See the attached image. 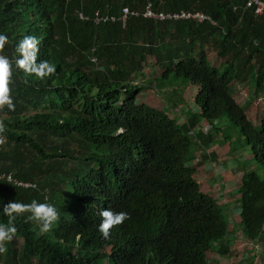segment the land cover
Returning a JSON list of instances; mask_svg holds the SVG:
<instances>
[{"label":"trees","instance_id":"16d2710c","mask_svg":"<svg viewBox=\"0 0 264 264\" xmlns=\"http://www.w3.org/2000/svg\"><path fill=\"white\" fill-rule=\"evenodd\" d=\"M246 1L0 0V33L8 37L0 55L10 61L15 105L0 106V224L8 223L3 206L10 201L36 200L58 212L49 231L28 211L16 215L0 264H210L209 254L227 257L230 218L201 189L197 165H188L218 144L252 155L253 168L235 174L238 226L249 246L264 239V178L256 172L264 167V124L247 118L231 89L245 84L254 99L264 87V12L255 15ZM123 9L136 16L122 25ZM146 9L206 19L160 21L143 17ZM26 35L40 40L35 62L55 66L44 79L15 63ZM149 57L162 71L158 81L196 90L184 120L138 101L145 86L134 81ZM103 209L128 214L107 239L98 231Z\"/></svg>","mask_w":264,"mask_h":264},{"label":"rangeland","instance_id":"374dc122","mask_svg":"<svg viewBox=\"0 0 264 264\" xmlns=\"http://www.w3.org/2000/svg\"><path fill=\"white\" fill-rule=\"evenodd\" d=\"M207 58L212 67L215 68L219 67V63L221 62V59L215 55L213 50H207ZM161 72H162L161 69L154 64L153 58L149 57L143 68V71L139 73L137 79L134 81L135 83L138 84L142 83V85L145 86L144 87L145 90L142 93L138 94V101L140 103H146L149 106H152L159 111L162 110L171 117L177 116V114H179L181 115L180 119L182 120L183 118L184 120L183 114L186 112V110H188V107L190 108L196 90L186 89L184 85H181V84H185L182 82L174 81L169 83V85L163 84L161 81L157 80V78L160 77ZM164 86H171L172 88H176V91L167 90V88L162 89ZM231 89L233 93L232 97L235 103L244 110L247 118L253 122L262 121V125H263L264 124V87L259 90V93L254 97V99L250 97L249 88L245 84L233 83ZM220 121H221V126H223V129L226 128L227 130L229 123L226 117L225 116L221 117ZM230 128H231L230 133L233 135V138L234 140L237 141L236 144L238 145V143H240L239 139H241L239 130L232 126ZM223 129L221 130L223 131ZM203 132H206V129L203 130ZM212 147L213 150H215V153L219 154V159L221 160L220 162L222 163V165H225L224 167H229L227 163L231 162V160L235 158H238V163H241V166H244V164L248 163V161H244L245 155L242 149H235L236 147L234 146V144L230 146V149H234L235 151L230 150L228 144H218ZM210 151L212 150L207 149L204 151V154L205 155L207 153L210 154ZM191 155L192 152L188 151L185 156V160L187 162L190 160ZM215 163L216 160L212 164L213 169L215 172H219V168L215 166ZM236 163L237 162H233L232 165H234L235 167ZM248 164H252V163H248ZM248 167L253 168V165H247V168ZM256 172L261 178H264V167L260 166L256 170ZM201 185H205V184H201ZM217 202L219 205H221V203L218 200ZM220 207L223 209L222 206ZM234 251L236 250L233 248V250L229 252L230 254H234ZM240 252H241L240 250H237V254H239V257L241 254ZM213 256H214L213 254H209L208 258L211 259ZM233 261L235 260L231 258L228 264H232ZM225 262L226 260L223 259L222 263Z\"/></svg>","mask_w":264,"mask_h":264},{"label":"clouds","instance_id":"9594fccd","mask_svg":"<svg viewBox=\"0 0 264 264\" xmlns=\"http://www.w3.org/2000/svg\"><path fill=\"white\" fill-rule=\"evenodd\" d=\"M7 40L8 37L0 33V49L4 47ZM39 44L40 40L37 37L31 35L24 36V38L16 45V52L19 55L15 63L18 68L22 69L26 74H32L36 78L44 79L49 76V74L55 72V66L46 60L41 61L39 64L35 62L38 53L37 46ZM11 75L10 61L8 57L0 55V106H6L10 111L15 108V105L9 95L8 87ZM206 127H208V130L207 132L202 131L204 134H208L210 132L207 124L202 125L201 129L205 130ZM2 130L3 128L0 126V131ZM19 185L23 187H35V185L32 184L20 183ZM25 211L31 213L29 219L34 220L41 225V231H49L58 220L57 209L51 204L38 203L36 200L31 201V203H20L16 201L8 202L3 206V212L8 217V223L0 224V252L5 251L3 242L11 241L16 233V227L13 223L16 215ZM100 215L102 219L98 226V231L105 239L108 238L110 234L109 230L111 228L121 224L128 218V214L126 212L121 211L114 213L110 209H103L100 212Z\"/></svg>","mask_w":264,"mask_h":264},{"label":"crops","instance_id":"0c3cea01","mask_svg":"<svg viewBox=\"0 0 264 264\" xmlns=\"http://www.w3.org/2000/svg\"><path fill=\"white\" fill-rule=\"evenodd\" d=\"M217 139L218 138H216V140ZM240 141L242 140L240 139ZM212 146L207 148L212 150L210 151V154L207 153L206 155H203V152H200V150L195 153V155L192 156L193 159L190 160L188 165H197L195 178L200 182V184H205L202 185L201 189L208 193L211 197H214L215 200H219L221 205L224 206L226 213L230 218V222L228 223L227 233L223 239V243L225 246L229 247L230 252L233 248L236 251H234V254H230L228 251V256L223 258L226 260L225 263H222L223 259L221 257L214 255L211 258L213 262L210 264H228L231 258L235 260L232 264H264V239L259 240L254 244L250 243V246L246 244V241L241 235L237 218L239 208L236 204V200L238 198L236 190L238 189L240 182L237 180L235 174L240 170L247 169V165H253L252 155L246 147H241L240 149H242L245 155L244 161H248V163L252 164L246 163L244 166H241V163H238V158H235L232 159L231 162L227 163L229 167H224L225 165H222L220 162L221 160L219 159V154L215 153ZM215 160V166L219 168V172H215L213 169L212 164ZM233 162H237L235 167L232 165ZM262 237L264 238V234ZM237 250L241 251L240 257L239 254H237Z\"/></svg>","mask_w":264,"mask_h":264},{"label":"built area","instance_id":"2783aa9c","mask_svg":"<svg viewBox=\"0 0 264 264\" xmlns=\"http://www.w3.org/2000/svg\"><path fill=\"white\" fill-rule=\"evenodd\" d=\"M246 7L254 8V14L255 15H261L264 12V2L260 1V0H247L246 1ZM127 15H135V13H129L126 9L122 10V24L124 23V19ZM143 17L145 18H149V19H157L160 21H163L165 19L167 20H190V19H194L197 20L198 22H201L202 20L206 19V17H204L201 14H188V13H173V14H156V13H152L149 9H146V11L143 13ZM105 19H103L104 21ZM111 21H113V19H110ZM96 22L99 21V19L95 20ZM93 62H95V59H92ZM206 132L208 130V127L205 128ZM7 180H10V176H7Z\"/></svg>","mask_w":264,"mask_h":264}]
</instances>
